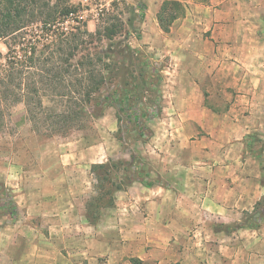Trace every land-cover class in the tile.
<instances>
[{"label": "crops", "instance_id": "crops-1", "mask_svg": "<svg viewBox=\"0 0 264 264\" xmlns=\"http://www.w3.org/2000/svg\"><path fill=\"white\" fill-rule=\"evenodd\" d=\"M195 8L212 35L182 41L207 78L185 87L195 95L189 106L200 109L191 119L203 146L178 148L190 157L170 166V181L173 170L185 177L171 187H133L103 215H117L106 235L103 221L87 220L70 182L52 190L10 182L20 193L14 212L0 217V264H264V224L225 230L264 197V162L251 151L252 137H264V0H209ZM210 90L225 93L226 109L214 110L219 98L204 105Z\"/></svg>", "mask_w": 264, "mask_h": 264}, {"label": "rangeland", "instance_id": "rangeland-1", "mask_svg": "<svg viewBox=\"0 0 264 264\" xmlns=\"http://www.w3.org/2000/svg\"><path fill=\"white\" fill-rule=\"evenodd\" d=\"M164 1L166 0H36L28 6L30 10L37 11V14L27 17L29 23L25 30V40L21 39L20 43L15 46L14 38L18 35L14 34L0 39L1 64L6 62L5 56L9 52V44L22 56L28 41L36 40L38 49L36 61L32 66L24 64L23 67V65L16 64L14 67L16 82L10 89L15 91L17 97L15 98L12 92L4 90L2 94L4 98H0L4 115V125L0 130V217L10 210L5 202L6 196H12L13 199L16 193H20L19 187H16L15 191L6 184L9 185L10 182L20 184L21 181L28 180V182H34V188L39 189L44 186L46 190H52L53 188L58 189V185L64 182L67 185L70 182L75 192L81 193L84 198L82 210L87 220L93 225L103 221L100 230L106 235L109 230L116 229L117 226L112 217L117 215L115 213L107 219L104 216L113 212L112 209L117 205V200L119 202L120 198L124 199L123 196L128 195V191L133 187L145 186L135 182L119 190L118 188L125 182V169H129L131 174L142 171L147 178L149 176L153 180L154 186L163 188L171 187L176 179L180 180L185 177L183 169L177 171L179 174L173 170L172 174L176 178L174 182L170 181V166L185 161L179 158L190 157L188 154L186 156L183 153L180 154L178 148L196 150L203 147L201 143L199 144L202 134L195 133L196 123L191 119V116L197 115L200 109L189 106L188 98H195V95L185 87L193 79L197 81L201 79V82H205L207 78H201L206 66L196 61L193 62L185 55V51L182 50V48L185 49V43L182 41L188 35L210 37L212 29L208 28L206 21L195 16L204 15L206 18V15L199 9L195 12L197 9L195 7L206 6L208 2L171 0L181 2L185 13L169 21L166 25L169 31L165 32L157 19V14ZM67 6L75 8L74 12L84 17V20L78 24L84 25L81 32L88 31L91 34L99 32L100 36H97L95 45L90 47L91 52L95 53L97 49L98 53H102L109 43L123 42L142 52L150 60L154 72L161 75L159 85L149 84L147 77H145V82L140 84L141 98L146 110L151 114L148 129L145 130L144 135H141L132 124L127 126L126 120L121 125L119 113L113 106L99 118L93 119L86 129H73L65 135L57 133L48 129V122L43 115L40 117L39 131L33 130L23 101L27 95L24 90H28V86L33 84V76L40 90L39 94L43 104L53 103L50 101V95L45 93L50 85L44 76L48 70L59 66L61 55L57 49L59 41L55 42L56 45L54 44L53 48L43 49L41 21L49 11L54 10L58 13ZM2 7L0 0V10ZM41 10L43 14L39 13ZM214 23L217 22L214 21ZM65 24L77 25L73 20H65ZM112 26L117 29L116 33H111L112 37L107 33L104 34V29ZM81 32L77 34L82 35ZM37 40L40 42L38 43ZM83 52L82 49L80 54H84ZM52 56L53 59L50 60ZM22 60L25 61V57H22ZM151 67L134 68L127 65L121 70L125 72L136 70L142 74H148ZM212 67L214 66L211 65L208 69ZM21 70L25 72L23 78L19 77ZM19 84H22V89L19 88ZM54 84L53 87L56 86ZM115 87L113 83L112 90ZM226 97L223 92L205 91L204 105L218 103L220 99L222 105L216 106L214 110L223 111L226 109L224 106ZM216 99L218 100L214 101ZM145 115L142 117L144 122L148 119ZM252 138L251 151L257 153L264 162L262 158L264 137L255 134ZM184 187L182 185V189ZM131 194L133 191L129 192V195ZM109 202L112 204L108 205ZM14 205L16 208L15 202ZM254 211L253 209L245 212L240 222L226 226L225 230L230 231L240 224H250L248 220L253 216ZM22 223L26 222L22 220ZM263 224L264 222L261 226ZM39 225L38 228L41 227ZM131 264L142 263L139 259L132 258Z\"/></svg>", "mask_w": 264, "mask_h": 264}, {"label": "trees", "instance_id": "trees-1", "mask_svg": "<svg viewBox=\"0 0 264 264\" xmlns=\"http://www.w3.org/2000/svg\"><path fill=\"white\" fill-rule=\"evenodd\" d=\"M1 1L3 7L0 10V39L14 34L18 35L14 38L16 46L21 39L25 40V30L29 23L28 15L34 16L37 14V11L30 10L28 7L31 2L36 0ZM199 1L208 2L209 0ZM74 11H76L75 8L68 6L58 11V13L51 10L41 21L43 49L49 50L53 48L55 42L59 41L57 49L61 52V55L59 66L48 70L46 76H44L46 82L50 85L45 93L50 95V101H53V103L43 104L39 94L40 90L36 86V80L33 76V84L28 86V90H24L27 95L23 101L33 130L39 131L40 117L43 115L48 122V129L57 133L65 135L73 129H86L91 125L93 119L99 118L108 108L113 106L119 113L121 125L126 120L125 124L127 126L132 124L141 135H144L145 130L148 129L151 114L146 110L141 98L140 84L145 82V77H147L149 84L159 85L161 75L154 72L150 60L142 52L132 48L129 44H123V42L109 43L102 53H98L96 48L95 53L91 52L90 47L95 45L97 36H100V34L99 32L96 34H91L88 31L81 32L84 25H78L81 23L78 20H73L77 25L65 24V20H70L69 16ZM39 13L43 14L44 12L41 10ZM184 13L185 8L181 2L164 1L157 14L160 27L168 32L169 27L166 25L169 21ZM116 31L117 29L114 26L106 27L104 34L107 33L112 37L113 34L111 33H116ZM80 32L82 35L77 34ZM57 36L60 37L57 38ZM37 42L40 41L37 40ZM36 44L34 39L28 41L23 56L15 51L11 44L8 45L9 52L5 56L6 62L4 64L0 63V98H4L2 96L4 90L12 92L15 98L17 97L15 91L10 89L16 82L14 67L16 64L24 67V64H31L32 66L35 63L38 51ZM82 49L84 54H80ZM22 57H25V61L22 60ZM52 59L53 56L50 60ZM127 65L134 68H151L148 74H142L136 70L130 72L129 70L128 72L121 70ZM24 74V70H21L19 77L23 78ZM54 83L56 84L55 87H53ZM113 83L116 85L114 90L111 88ZM21 86L22 84H19L20 89H22ZM19 99L21 100V98H17V100ZM144 114L148 117L146 122L142 120ZM3 116L0 105V130L4 125ZM125 173V182L118 188L119 190L135 182L147 187L155 185L153 180L149 176L147 178L142 171L132 172L131 174L129 169H125ZM139 177L141 178L138 179ZM6 197L5 202H7V207L10 208L9 211L14 212L15 205L12 196ZM110 204L112 202H109L108 205ZM254 210L256 212L254 211L253 216L248 220L250 224H240L235 229L259 228L264 222V198L255 205Z\"/></svg>", "mask_w": 264, "mask_h": 264}, {"label": "built area", "instance_id": "built-area-1", "mask_svg": "<svg viewBox=\"0 0 264 264\" xmlns=\"http://www.w3.org/2000/svg\"><path fill=\"white\" fill-rule=\"evenodd\" d=\"M83 18H84V17H83L82 15L77 14L76 12L71 13L70 16H69V19H70V20L83 21V20H84Z\"/></svg>", "mask_w": 264, "mask_h": 264}]
</instances>
